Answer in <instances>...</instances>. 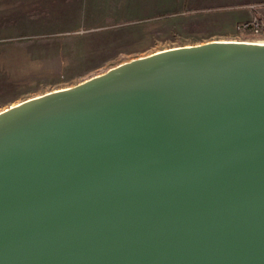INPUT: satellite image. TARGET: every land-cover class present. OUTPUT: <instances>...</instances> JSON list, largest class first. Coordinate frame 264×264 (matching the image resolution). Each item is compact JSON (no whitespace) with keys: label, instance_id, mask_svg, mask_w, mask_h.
<instances>
[{"label":"water","instance_id":"95a60500","mask_svg":"<svg viewBox=\"0 0 264 264\" xmlns=\"http://www.w3.org/2000/svg\"><path fill=\"white\" fill-rule=\"evenodd\" d=\"M0 264H264V43L159 50L0 110Z\"/></svg>","mask_w":264,"mask_h":264},{"label":"crops","instance_id":"0c3cea01","mask_svg":"<svg viewBox=\"0 0 264 264\" xmlns=\"http://www.w3.org/2000/svg\"><path fill=\"white\" fill-rule=\"evenodd\" d=\"M185 13L234 27L253 16L264 17V0H0V99L19 90L11 68L19 65L20 56L33 60L37 52L60 49L67 42L82 47L83 36L105 42L122 27ZM120 63L108 59L99 65Z\"/></svg>","mask_w":264,"mask_h":264},{"label":"rangeland","instance_id":"374dc122","mask_svg":"<svg viewBox=\"0 0 264 264\" xmlns=\"http://www.w3.org/2000/svg\"><path fill=\"white\" fill-rule=\"evenodd\" d=\"M242 37L232 25L223 26L220 20H203L186 13L171 19L159 18L122 27L105 38V42H93L95 37L83 36L85 42L82 47L73 45V48L67 42L61 43L60 49L37 52L35 60L20 56L19 65L11 68L16 73L13 78L20 82L19 90L9 93L13 97L0 99V110L105 72L110 66L99 64L108 59L117 64L167 48L213 40H243ZM4 75L6 79L7 74Z\"/></svg>","mask_w":264,"mask_h":264},{"label":"built area","instance_id":"2783aa9c","mask_svg":"<svg viewBox=\"0 0 264 264\" xmlns=\"http://www.w3.org/2000/svg\"><path fill=\"white\" fill-rule=\"evenodd\" d=\"M235 31L242 39L264 43V17L253 16L250 19L239 21L235 24Z\"/></svg>","mask_w":264,"mask_h":264}]
</instances>
